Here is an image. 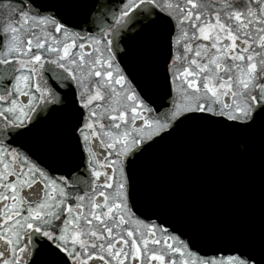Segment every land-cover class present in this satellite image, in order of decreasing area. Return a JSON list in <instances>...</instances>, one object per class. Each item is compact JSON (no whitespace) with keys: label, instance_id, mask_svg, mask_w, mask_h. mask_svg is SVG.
Masks as SVG:
<instances>
[{"label":"snow or ice","instance_id":"snow-or-ice-1","mask_svg":"<svg viewBox=\"0 0 264 264\" xmlns=\"http://www.w3.org/2000/svg\"><path fill=\"white\" fill-rule=\"evenodd\" d=\"M34 4L16 0L0 26V264H264V245L257 255L242 241L216 244L228 255L193 258L192 238L140 218L129 172L130 157L184 121L238 133L264 124V0L243 8L232 0ZM74 9H86L75 24ZM130 33L162 35L173 47L163 63L144 59L143 86L118 60ZM169 84L179 100L163 119L150 118L172 94ZM56 116L83 153L67 177H53L22 143ZM97 145L107 150L103 163Z\"/></svg>","mask_w":264,"mask_h":264},{"label":"water","instance_id":"water-1","mask_svg":"<svg viewBox=\"0 0 264 264\" xmlns=\"http://www.w3.org/2000/svg\"><path fill=\"white\" fill-rule=\"evenodd\" d=\"M16 1V0H14ZM59 0H35L56 4ZM91 3V0H84ZM118 4L119 0H101ZM55 13L56 9H50ZM86 9L69 14L73 24L83 19ZM85 33L84 27L73 28ZM127 55L118 50V60L134 84L143 86V61L153 56L163 63L171 55V41L162 35L153 41L148 35L129 34ZM169 91H172L169 84ZM160 83L149 89L156 104L161 96ZM173 93L156 115L171 108ZM218 119V118H217ZM22 143L32 158L49 172L67 175L80 164L82 152L66 139L59 116L39 123ZM17 146V145H13ZM129 167L133 200L140 217L155 220L182 236L192 238L191 249L203 254H230L215 251L216 245L242 241L259 255L264 245V124L238 133L219 124L187 120L158 138L135 158ZM83 165L77 169L82 171ZM157 216L160 219L157 220ZM234 254V253H231Z\"/></svg>","mask_w":264,"mask_h":264},{"label":"flooded vegetation","instance_id":"flooded-vegetation-1","mask_svg":"<svg viewBox=\"0 0 264 264\" xmlns=\"http://www.w3.org/2000/svg\"><path fill=\"white\" fill-rule=\"evenodd\" d=\"M3 1H7V2H9V3H14V4H16V1H13V0H0V2H3ZM175 2H177V0H175ZM204 2L205 3H210V4H219V3H221L222 2V0H204ZM232 2L238 7V8H243L246 4H247V0H232ZM74 31V30H73ZM83 35H87V33L85 34V33H82ZM80 42V40L78 39L77 40V43H79ZM84 43H88V41L85 39L84 41H83ZM74 52H77L78 51V49H74L73 50ZM89 51H91V50H89ZM172 52H173V47H172V44H171V54H172ZM93 55H95V53H93ZM171 56V55H170ZM122 67V66H121ZM126 74V73H125ZM171 85V84H170ZM171 89H172V85H171ZM172 93H173V96H175L176 98H177V101L179 100V95H178V92H176V91H172ZM171 107H172V105H171ZM150 118H159L157 115H156V113H155V111H153L152 113H151V117ZM160 119H163V118H160ZM137 126L138 127H140V128H143L144 127V125L142 124V122L141 121H137ZM97 149H98V151L100 152V154H101V162L103 163L104 162V156H107V150L105 149V148H103V147H100V146H98L97 145ZM82 155H83V153H82ZM109 159H111L112 157H108ZM110 171V170H109ZM49 172V171H48ZM53 177H56V176H60V174H58V173H53V172H49ZM64 176H66L67 177V175H64ZM73 192H76V193H78V194H83V191H82V189H80V188H73V189H71ZM141 219H144L145 221H147L148 219H145V218H142V217H140ZM153 221H155V220H153ZM156 222V221H155ZM157 223V222H156ZM158 224V223H157ZM162 226V225H161ZM162 227H164V226H162ZM170 230V229H169ZM171 231V230H170ZM173 232V231H172ZM173 234H175V235H178L177 233H175V232H173ZM150 247H152V246H150ZM192 250V249H191ZM192 252L195 254V256L193 257V258H196L197 256H204V257H206V256H221V255H228V254H223V253H218V254H203V253H200V252H197V251H195V250H192Z\"/></svg>","mask_w":264,"mask_h":264},{"label":"rangeland","instance_id":"rangeland-1","mask_svg":"<svg viewBox=\"0 0 264 264\" xmlns=\"http://www.w3.org/2000/svg\"><path fill=\"white\" fill-rule=\"evenodd\" d=\"M171 2L175 3V0H171ZM15 6L17 5L14 3H9L7 1L0 2V26L4 25L5 22H10L9 8Z\"/></svg>","mask_w":264,"mask_h":264}]
</instances>
